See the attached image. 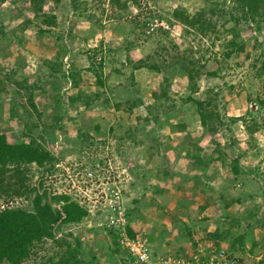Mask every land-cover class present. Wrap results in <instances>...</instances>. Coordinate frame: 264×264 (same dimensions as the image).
Listing matches in <instances>:
<instances>
[{
    "label": "rangeland",
    "instance_id": "rangeland-1",
    "mask_svg": "<svg viewBox=\"0 0 264 264\" xmlns=\"http://www.w3.org/2000/svg\"><path fill=\"white\" fill-rule=\"evenodd\" d=\"M0 133L51 158L0 166V212H87L22 264H134L115 194L147 264H264V0H0Z\"/></svg>",
    "mask_w": 264,
    "mask_h": 264
},
{
    "label": "trees",
    "instance_id": "trees-1",
    "mask_svg": "<svg viewBox=\"0 0 264 264\" xmlns=\"http://www.w3.org/2000/svg\"><path fill=\"white\" fill-rule=\"evenodd\" d=\"M97 82L102 84L100 80ZM201 123L204 124L202 117ZM49 160L51 158L44 149L35 147L31 143L11 144L6 140L4 134L0 133V166L13 164L17 167L21 164L32 163L42 165ZM235 174L237 173L235 172ZM45 199L47 196L43 190L33 201L34 211L32 213L11 209L0 212V262L22 264L30 255V248L35 242L53 239L54 226L62 223L67 225L79 223L86 216L87 212L78 204L69 202L68 198H63L65 201H63L62 209L52 208ZM235 225H239L238 221L235 222ZM125 232L127 235L133 236L130 225H126ZM218 238L222 240V236ZM219 240L215 243L217 244ZM115 242L113 241V244L117 249ZM212 248L219 250L221 246ZM82 253L80 247L76 250L69 249L66 258L60 259L59 264H79L77 257H80Z\"/></svg>",
    "mask_w": 264,
    "mask_h": 264
},
{
    "label": "built area",
    "instance_id": "built-area-1",
    "mask_svg": "<svg viewBox=\"0 0 264 264\" xmlns=\"http://www.w3.org/2000/svg\"><path fill=\"white\" fill-rule=\"evenodd\" d=\"M113 204V216L110 219V226H114L120 230L121 243L126 247V251L133 258L134 264H147L149 261L148 249L145 247L144 242L130 239L126 232L127 219L124 212L120 208L118 196L111 198ZM173 264H240L238 259L224 248L219 250L210 249L206 253L200 251L191 253L186 256H180L177 260H169Z\"/></svg>",
    "mask_w": 264,
    "mask_h": 264
},
{
    "label": "crops",
    "instance_id": "crops-1",
    "mask_svg": "<svg viewBox=\"0 0 264 264\" xmlns=\"http://www.w3.org/2000/svg\"><path fill=\"white\" fill-rule=\"evenodd\" d=\"M82 221H83V220H82ZM82 221H80L79 223H75V226L81 224ZM72 225H74V224H72ZM96 231H99V230H96ZM96 231H95V232H96ZM96 235H97V233H96ZM81 250L84 251V250H83V246H81ZM84 261H85V260H84Z\"/></svg>",
    "mask_w": 264,
    "mask_h": 264
}]
</instances>
